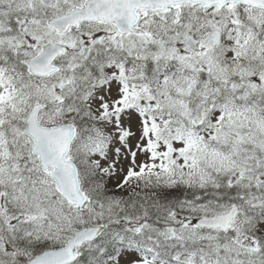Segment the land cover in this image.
<instances>
[{"label": "snow or ice", "instance_id": "obj_1", "mask_svg": "<svg viewBox=\"0 0 264 264\" xmlns=\"http://www.w3.org/2000/svg\"><path fill=\"white\" fill-rule=\"evenodd\" d=\"M0 264H264V0H0Z\"/></svg>", "mask_w": 264, "mask_h": 264}]
</instances>
